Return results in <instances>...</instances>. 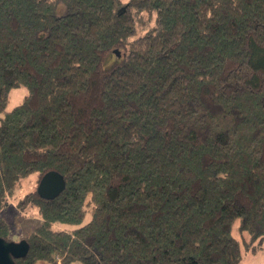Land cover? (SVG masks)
Wrapping results in <instances>:
<instances>
[{
    "label": "trees",
    "instance_id": "trees-1",
    "mask_svg": "<svg viewBox=\"0 0 264 264\" xmlns=\"http://www.w3.org/2000/svg\"><path fill=\"white\" fill-rule=\"evenodd\" d=\"M51 171L66 187L20 203L41 222L16 264H241L260 249L264 0H0V212Z\"/></svg>",
    "mask_w": 264,
    "mask_h": 264
},
{
    "label": "rangeland",
    "instance_id": "rangeland-1",
    "mask_svg": "<svg viewBox=\"0 0 264 264\" xmlns=\"http://www.w3.org/2000/svg\"><path fill=\"white\" fill-rule=\"evenodd\" d=\"M127 2L128 0H123ZM27 95L25 88H14L10 94L8 109L12 110L21 104ZM39 177L32 175L28 179L17 185L11 195H7L4 200L5 209L0 212V217L8 223L11 228L10 242L19 243L25 236L30 234L41 222L38 210L31 206L23 208L20 206L22 200L30 193L36 191ZM89 218V217H88ZM57 228L70 229V226L57 225ZM37 264H51L48 262H38ZM241 264H264V242L260 249L243 250V260Z\"/></svg>",
    "mask_w": 264,
    "mask_h": 264
},
{
    "label": "water",
    "instance_id": "water-1",
    "mask_svg": "<svg viewBox=\"0 0 264 264\" xmlns=\"http://www.w3.org/2000/svg\"><path fill=\"white\" fill-rule=\"evenodd\" d=\"M120 56L119 53H117ZM64 177L55 171L45 174L39 182L37 193L43 199L52 200L58 197L65 189ZM29 251L26 241L10 242L0 237V264H16V259L23 258Z\"/></svg>",
    "mask_w": 264,
    "mask_h": 264
}]
</instances>
